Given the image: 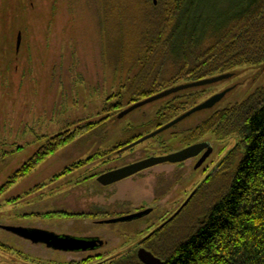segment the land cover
I'll return each mask as SVG.
<instances>
[{
    "label": "rangeland",
    "instance_id": "374dc122",
    "mask_svg": "<svg viewBox=\"0 0 264 264\" xmlns=\"http://www.w3.org/2000/svg\"><path fill=\"white\" fill-rule=\"evenodd\" d=\"M229 1L209 0L208 9L222 11L220 2ZM132 10L129 0H0V189L48 139L99 124L0 194V264H115L128 256L133 262L139 249L148 250L166 232L172 239H188L230 184L238 159L231 169L226 162L240 140L211 135L198 141H209L214 150L198 168L196 158L184 166L179 162L165 175L149 176V170L142 178L112 186L98 183L101 173L127 166L125 158L134 153L142 154L137 163L186 149L184 139L192 130L264 88V63L241 66L230 72L231 78L178 92L122 117L134 105L127 91L139 69L127 59L134 53ZM124 86L125 107L112 116L104 109ZM225 91L213 108L192 114L134 150L114 152L132 134L155 132L158 112L176 96L204 93L169 121ZM161 167L167 165L153 171ZM198 193L203 198L189 206ZM147 209L152 212L141 219L104 223ZM90 210L96 214L81 216ZM8 226L97 238L103 245L63 252L3 228Z\"/></svg>",
    "mask_w": 264,
    "mask_h": 264
},
{
    "label": "trees",
    "instance_id": "16d2710c",
    "mask_svg": "<svg viewBox=\"0 0 264 264\" xmlns=\"http://www.w3.org/2000/svg\"><path fill=\"white\" fill-rule=\"evenodd\" d=\"M129 3L133 8L129 14L131 30L135 32L130 37L134 53L129 57L125 53L123 57L130 61L131 68H139L128 86L129 105L180 84L264 63V0L220 2L225 4L222 11L217 7L208 9L209 0H157V4L155 0H129ZM207 11L212 12L211 16ZM124 14L127 18L125 11ZM124 91L125 86L110 98L113 102H107L105 112L114 116L123 110ZM203 96L204 93L176 96L158 112L155 130L170 122V116L187 111L188 105ZM98 125L88 124L48 139L0 189V194ZM152 131L132 134L114 152ZM208 135L218 140L234 136L240 140L226 162L231 169L238 159L230 184L204 213V221L198 223L188 239L179 235L172 239L171 232H166L165 238L160 236L152 247L146 248L163 264H264V88L241 103L217 111L192 130L184 143L195 144ZM198 197L203 198L198 193L189 206L195 205ZM89 212L81 216L96 214L94 210ZM133 258V262L128 256L115 264H143L138 257Z\"/></svg>",
    "mask_w": 264,
    "mask_h": 264
},
{
    "label": "water",
    "instance_id": "95a60500",
    "mask_svg": "<svg viewBox=\"0 0 264 264\" xmlns=\"http://www.w3.org/2000/svg\"><path fill=\"white\" fill-rule=\"evenodd\" d=\"M20 45H21V34H19V36H18V42H17V48L18 49H19ZM232 75L233 74H231V73H227V74L220 75L217 77H213V78H209V79H205V80H201V81L193 82V83H186V84H182V85L167 89V90H165V91H163L157 95H154V96H152V97H150L144 101H141V102L134 104L133 106H131L130 108H128L127 110H125L122 113V117L131 113L135 109L146 105V104H149V103H152L154 101L166 98L168 96H171L173 94H176L178 92H181V91H184L187 89L198 88V87L207 86V85H211V84L220 82L222 80L231 78ZM227 92L228 91H225L223 93H220V94H217V95L211 97L210 99H208L204 103H202V104L198 105L197 107L191 109L187 113L178 117L177 119H175L174 121L165 125L164 127L158 129L154 133L144 137L139 142H142V141H144V140H146L152 136H155L159 133H162V132L170 129L171 127L175 126L176 124H178L179 122H181L185 118L191 116L192 114H194L198 111L213 108L217 103H219L224 98V96L226 95ZM139 142H137V143H139ZM137 143H135L131 146H134ZM207 147H208L207 143H201L198 145H193V146L187 147L186 149H184L180 152H177V153L165 156V157L149 158V159H146L143 161H139V162L134 163L132 165H128V166L107 172V173L101 175L100 177H98L97 181L102 186H110V185L118 183L122 180H125L129 177H132V176L138 174L139 172H142L144 170L152 168L154 166L164 164V163L175 164L178 162H182V161H184L190 157H196ZM202 162L203 161H200L197 166H200ZM151 212H152V209H147V210L135 213V214H130V215L119 217V218L108 219V220H105L104 223L105 224H116V223H120V222H129V221L141 219V218L149 215ZM3 228L6 229L7 231L11 232V233H14V234H16L22 238H25L26 240H29L33 243L45 244L49 248H52L54 250L63 251V252H86L89 250L98 249L103 245V242L97 238L87 239V238H76V237L69 236V235H58L54 232L43 230V229H32V228H24V227H9V226L3 227ZM138 258L140 259V261L143 264H163V261L160 258L156 257L152 252H150L144 248L139 249Z\"/></svg>",
    "mask_w": 264,
    "mask_h": 264
},
{
    "label": "flooded vegetation",
    "instance_id": "af4514ba",
    "mask_svg": "<svg viewBox=\"0 0 264 264\" xmlns=\"http://www.w3.org/2000/svg\"><path fill=\"white\" fill-rule=\"evenodd\" d=\"M162 128V127H161ZM143 138V137H142ZM141 138V139H142ZM141 139H138V140H135L133 143H132V145L133 144H135V143H137V142H139ZM141 142H139V143H137L136 145H134V146H131L130 148H128L129 146H126V147H124V148H122V149H119V150H117V152H122V151H125V150H134L133 148H135L137 145H139ZM201 143H207L208 144V147L206 148V149H204L198 156H196V157H190V158H188V159H186V160H184V161H182L181 163H180V165H182V166H184V164H186L187 162H189V161H191V160H195L196 158L198 159L197 160V163H196V168H198V167H200L205 161H207V159L212 155V152L214 151L213 150V145H212V143H210L209 141H201V142H197V143H195V144H191V145H187L186 147H190V146H193V145H198V144H201ZM142 154L141 153H139V154H137V153H134L132 156H128V158H125V160H127L128 161V165H132V164H134V163H136V162H134L138 157H140ZM205 158V159H204ZM130 161V162H129ZM200 161H203L202 163H201V165L200 166H197L198 164H199V162ZM179 163V162H178ZM178 163H175V164H172V163H164V164H160V165H157V166H154V167H158V166H165V165H167V167H161L160 169H158L157 171H153V168L154 167H152V168H149V169H147V170H144V171H142V172H139L138 174H136V175H134V176H132V177H129V178H127V179H130V178H136V176H137V178L139 179V178H142L143 177V175H145L144 174V172H146V171H149V170H152V172L149 174V176L150 175H155V174H163V175H165V174H167V173H169L172 169H173V167H175V166H178ZM127 165V166H128ZM116 169H119V168H113V169H110V170H108L107 172H110V171H113V170H116ZM171 169V170H170ZM107 172H105V173H107ZM105 173H101L99 176H101V175H103V174H105ZM98 176V177H99ZM118 184V183H117ZM116 184V185H117ZM114 185V184H113ZM112 186V185H111ZM84 238H87V239H93V238H90V237H84ZM95 250V249H94ZM89 251H93V250H89Z\"/></svg>",
    "mask_w": 264,
    "mask_h": 264
}]
</instances>
